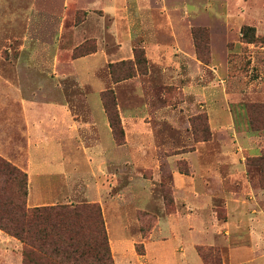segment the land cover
Instances as JSON below:
<instances>
[{
  "label": "rangeland",
  "instance_id": "374dc122",
  "mask_svg": "<svg viewBox=\"0 0 264 264\" xmlns=\"http://www.w3.org/2000/svg\"><path fill=\"white\" fill-rule=\"evenodd\" d=\"M159 1L145 0V6L153 15L165 5L171 16H184L190 37L187 51L193 54L195 64L205 68L204 72L201 70L203 75L199 76L201 72L192 67L194 77L189 78L186 66L182 65L179 73L183 77L160 82L149 74L146 49L134 45L132 58L109 64L111 86L106 95L114 99L119 117V105L147 104L150 118L146 120L159 134L156 144L164 145L165 155L176 154L173 163L180 173L191 174L188 160L181 153L194 150L195 143L217 142L218 147L222 144L217 153L210 145L206 160L215 162L221 171L233 163L226 150L227 145L233 146L250 179L241 216L237 220L230 215L225 194L242 190L225 178L222 187L216 188L207 202L191 206L177 198L166 160L156 174L149 166L139 171L130 166L112 169L110 195L104 204L87 198L84 185L75 197L57 204L96 206V212L84 217V230L93 247L87 264H175L172 258L175 253L182 262H190L186 264H195L193 257L198 258V264H264V0ZM92 2L97 3L96 0H0V157L24 172L26 141L18 95L56 99L51 89L44 90L55 87L53 69L64 72L70 59L98 49L93 34L102 29L88 26L111 18L102 8L92 9ZM75 28L79 33L93 30V34L76 39ZM21 60L25 65H18ZM18 67L24 68L25 74H15ZM66 81L71 86L74 82L71 78ZM194 81L201 84L199 97H195L192 87L183 90ZM120 82L125 84L115 86ZM139 82H143L145 98L136 89ZM69 88L77 93L73 86ZM166 116H172L175 123L168 122ZM213 120H221L217 129L211 124ZM213 133L218 140L213 139ZM123 134L122 142L121 134L120 139L113 135L116 145L125 143L124 129ZM236 134L238 139L234 137ZM222 174L226 176L225 171ZM18 183L16 177L5 178L0 173L3 196L14 197ZM184 221V227L174 229L177 222L183 225ZM117 225L126 231L128 239L125 257L121 258L112 251L108 234L109 229L112 240L121 239L123 232ZM101 228L107 237L106 245L100 240ZM188 246L193 257L188 255ZM0 264L84 263L73 262V256L63 260L53 248L36 250L31 243L26 245L0 228Z\"/></svg>",
  "mask_w": 264,
  "mask_h": 264
},
{
  "label": "crops",
  "instance_id": "0c3cea01",
  "mask_svg": "<svg viewBox=\"0 0 264 264\" xmlns=\"http://www.w3.org/2000/svg\"><path fill=\"white\" fill-rule=\"evenodd\" d=\"M96 2L90 3V7L102 8L104 14L111 19L108 22L100 19L101 21L97 23L87 25L88 28L102 29L96 35L93 34V30L81 34L79 31L76 32L75 28L76 39L93 34L97 39L98 49L91 54L70 59L64 72L53 69L55 87H45L44 90L47 92V89H51L56 99L40 97L29 99L13 90L19 97L22 133L26 141L25 171L28 177L26 205L36 207L68 201L77 195L79 187L83 185L87 198L92 202L104 204L110 195L112 169L119 170L130 166L139 171L140 168L149 166L156 174L160 172L166 160V168L170 171L177 198L191 206L209 201L218 190L216 188L222 187L223 178L242 190L222 193H226L229 201L227 203H230L228 207L230 215H235L238 220L241 216V206L247 200L250 179L245 164L240 162L238 151L233 146L226 147L233 163L223 167L225 177L221 167L215 162H206L210 145L214 146L216 153L221 149L219 147L222 144L218 147L217 142H197L194 150L182 152V158L188 160L191 167V174L180 173L173 163L176 154L165 155L162 152L164 145L156 144L159 134L153 131L151 122L146 120L147 117L150 118L147 104L125 107L119 105L125 143L116 145L101 99V92L111 86L110 75L107 72L109 64L132 58L134 45H142L146 49L150 65L149 74L160 82L170 79L177 81L183 77V74L179 73L182 65L186 66V75L189 78L194 77L192 67H196L201 72L199 76H202L205 68L198 65L199 63L195 64L193 54L187 51L190 37L183 21L184 16L183 18L171 16L165 5L164 9L157 11V15H153L152 10L146 8L145 0L105 2L96 0ZM18 65H25V61L21 60V64ZM16 72L25 74V69L18 67L15 74ZM67 78L73 79L72 86L77 89L76 94L69 88L72 86L67 85ZM142 83L139 82L136 89H139L138 93H143L145 98V92L141 89ZM122 84L125 83L120 82L115 86ZM190 88L195 97H199L202 91L201 84L194 81L183 87V90L188 91ZM68 90L71 91L70 94ZM164 112L167 113L168 110L164 109ZM230 115L234 121L232 112ZM166 120L175 123L172 116L169 118L166 116ZM211 124L217 129L221 120L220 122L213 120ZM234 137L238 139L239 136L236 134ZM215 138L218 140L216 133H213V139ZM166 139L171 138L166 136ZM192 144L193 142L189 145ZM117 226L123 232L121 239L112 240L109 229L108 234L112 251L118 253L121 258L125 257L128 239L121 225ZM176 226L174 229L180 230L185 226V221L183 225L177 222ZM217 226L216 224V230ZM231 227L233 228V225ZM187 252L189 255L191 247L188 246ZM175 255H172L175 264L190 263L188 260L182 262L176 253ZM193 258L194 263L198 264V258Z\"/></svg>",
  "mask_w": 264,
  "mask_h": 264
},
{
  "label": "trees",
  "instance_id": "16d2710c",
  "mask_svg": "<svg viewBox=\"0 0 264 264\" xmlns=\"http://www.w3.org/2000/svg\"><path fill=\"white\" fill-rule=\"evenodd\" d=\"M83 56L80 54L78 57ZM103 91L102 102L112 128V134L122 135L123 128L114 99ZM120 139V138H119ZM205 140V139H203ZM120 142V143H121ZM264 157V154L262 155ZM0 173L5 178L16 177L19 180L14 197L7 198L0 193V228L20 239L26 245L31 243L34 249L53 248L60 252L63 260L73 256V262L87 264L92 242L84 230V217L96 212L93 204L69 207L67 205H45L28 207L27 173L0 157ZM101 231L102 228H101ZM103 245L107 243L105 232L99 234ZM28 252L24 250L27 257Z\"/></svg>",
  "mask_w": 264,
  "mask_h": 264
}]
</instances>
